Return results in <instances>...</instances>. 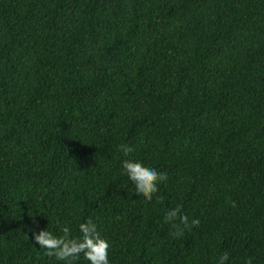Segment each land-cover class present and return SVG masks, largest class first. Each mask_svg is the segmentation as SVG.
<instances>
[{
  "label": "trees",
  "instance_id": "obj_1",
  "mask_svg": "<svg viewBox=\"0 0 264 264\" xmlns=\"http://www.w3.org/2000/svg\"><path fill=\"white\" fill-rule=\"evenodd\" d=\"M88 218L110 264H264V0H0V264Z\"/></svg>",
  "mask_w": 264,
  "mask_h": 264
},
{
  "label": "clouds",
  "instance_id": "obj_2",
  "mask_svg": "<svg viewBox=\"0 0 264 264\" xmlns=\"http://www.w3.org/2000/svg\"><path fill=\"white\" fill-rule=\"evenodd\" d=\"M120 151L124 156H129L133 148L129 145H121ZM121 167L122 175H126L134 186L136 196L146 201H151L159 191V184L168 179L166 172H159L156 168L147 167L133 159H125ZM164 222L171 226L172 235L175 237H183L186 229L198 227L201 223L199 219L190 220L183 213L181 205L168 209ZM29 230L32 233L33 245L44 250L47 257L54 258L57 262L74 264L82 255L88 264H110V242L100 235L97 224L92 218L79 223V235H74L68 225L60 229V235L53 234L48 227L39 231L31 228ZM229 260V253H224L217 258L216 264H227ZM246 264H252L251 258L246 261Z\"/></svg>",
  "mask_w": 264,
  "mask_h": 264
}]
</instances>
